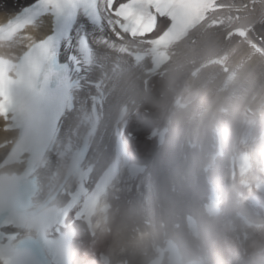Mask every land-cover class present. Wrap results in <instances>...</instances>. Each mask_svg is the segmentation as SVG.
<instances>
[{
    "label": "bare ground",
    "instance_id": "6f19581e",
    "mask_svg": "<svg viewBox=\"0 0 264 264\" xmlns=\"http://www.w3.org/2000/svg\"><path fill=\"white\" fill-rule=\"evenodd\" d=\"M9 2L5 8L4 0H0V16L16 12V0ZM245 12L249 13L246 39L251 47L235 41L225 42L220 31L200 29L197 42H191L195 35L184 41L172 65L158 70L152 62L146 63L140 76L135 74L125 82L123 91L138 99L133 111L140 125L129 126L141 135L135 145L142 154L147 147L153 155L146 154L141 160L149 165L145 181L139 182L135 194L123 196L119 213L112 215L116 234L102 238L104 247L100 248L105 252L109 242L124 241L128 234L138 233L137 219L155 238L159 231L144 221L142 214H145L157 226L161 221L171 223L166 225V230L181 238V248L193 263L204 257L208 241L213 250V264H246L247 258L240 248L244 235L226 229L227 222L236 218L226 202L229 195L233 199L239 198L237 193L247 195L248 189L243 193L236 185L243 179L237 176L242 165L243 180L256 197L253 203L243 201V211L254 220H264V199L255 189V182H264V15L259 11L255 17L251 9ZM241 26L244 30V19ZM224 51L230 55L227 61L218 57ZM219 69H232L234 73L226 76ZM223 78L238 82L242 79L244 87L219 88ZM167 87H170L168 92ZM167 94L173 97L170 102ZM162 103L168 106L166 110ZM150 126L151 130H168L161 150H155L143 138L145 128ZM6 136L0 130V141ZM223 145L231 160L217 156ZM204 148L211 150L208 158L204 156ZM211 183L215 184L218 197L208 195ZM233 187L237 191L230 194ZM219 201L223 205L216 208V223L210 226L208 210ZM130 208L136 215H130ZM202 229L205 234L197 238L193 233ZM251 235L264 244V233ZM91 237L87 232V240L79 247L89 257L76 255L81 264H98L88 250Z\"/></svg>",
    "mask_w": 264,
    "mask_h": 264
},
{
    "label": "snow or ice",
    "instance_id": "6c2138e0",
    "mask_svg": "<svg viewBox=\"0 0 264 264\" xmlns=\"http://www.w3.org/2000/svg\"><path fill=\"white\" fill-rule=\"evenodd\" d=\"M9 0H4L7 8ZM16 12L6 13L3 25L11 29L14 24L37 16L48 17L52 12L49 0H16ZM149 17L142 0H70L62 10L55 29L46 33L47 43L37 51L38 56H47L45 71L35 81L34 97L38 108L37 120L51 134L55 131L59 116L67 104V85L73 77L77 80L85 71V64L95 53L111 42V37L120 38L121 32L135 34L137 25ZM92 26L91 32L80 26ZM86 78V77H85ZM23 83V78L20 80ZM5 105V115L19 124L20 116L12 105L11 96H0ZM12 264H15L13 261Z\"/></svg>",
    "mask_w": 264,
    "mask_h": 264
},
{
    "label": "clouds",
    "instance_id": "9594fccd",
    "mask_svg": "<svg viewBox=\"0 0 264 264\" xmlns=\"http://www.w3.org/2000/svg\"><path fill=\"white\" fill-rule=\"evenodd\" d=\"M69 5L70 0H49V7L52 12L48 14V17L51 20L52 29H55L62 10ZM40 18V16H37L23 20L14 24L10 30L3 23H0V34H8L7 42L0 38V49H4L6 46L10 47L12 43H23V47L26 49L19 58L11 60L0 55V96H4L6 99L11 96L12 105L20 116L19 124L14 121L13 123L21 127L25 132L32 127L33 121L37 120L38 108L33 95L35 81L45 71L47 65V56L37 55V51L43 48L48 39L36 38L35 34H38L39 30L37 21ZM17 37H19V40L16 39ZM9 73L13 75H9ZM21 77L23 78V83L20 82ZM5 111V105L0 103V120L4 121V127L7 130L12 127V124L9 123ZM239 186L248 189L247 195L237 193L238 199H233L229 195L226 202L235 213L236 218L227 222L226 229L233 234L244 235V239L240 240V248L243 256L247 258L246 264H264V244L256 241L251 235L252 233H264V220L257 221L245 214L243 201H255L256 197L251 188H248L245 180L241 179ZM255 189L261 195H264V182H255ZM229 191L231 194L237 190L233 187ZM14 215V226L21 230L26 238L42 234L43 225L38 215L28 212L26 206L17 205ZM208 216L210 217L209 225L214 226L218 216V209L208 210ZM193 234L197 238L202 235L199 231ZM12 262L13 260L9 256L8 250L4 246H0V264H12Z\"/></svg>",
    "mask_w": 264,
    "mask_h": 264
},
{
    "label": "rangeland",
    "instance_id": "374dc122",
    "mask_svg": "<svg viewBox=\"0 0 264 264\" xmlns=\"http://www.w3.org/2000/svg\"><path fill=\"white\" fill-rule=\"evenodd\" d=\"M264 15V14H263ZM256 17V16H255ZM262 23L264 24V16H263V20H262ZM224 34V36H226V33H223ZM176 71V70H175ZM188 73V72H187ZM186 73V74H187ZM171 87H173L172 85H171ZM170 90V87H167V92ZM170 93V92H169ZM168 95V98H169V102H170V100H172L173 99V97H172V95H170V94H167ZM162 98V97H161ZM162 100H165L166 101V104L168 103V101L166 100V99H162ZM163 105H164V110H166L167 109V107L168 106H166V104H164V103H162ZM149 109V108H148ZM147 109V110H148ZM144 111H146V109L144 110ZM146 113V112H145ZM140 125V122L138 123V124H134V126H139ZM128 130L129 131H132V132H135V130H134V128L133 127H129L128 128ZM151 131V126L150 127H146L145 128V131H144V133H143V138H144V140H146L145 139V135L146 134H148L149 132ZM145 134V135H144ZM140 138H141V135H140ZM135 143L136 142H133L132 141V144H133V148H134V151H135V153H137L141 158H140V160H143L144 159V157H146V154H149L150 152H151V150H148L147 149V147L144 149L145 150V152H144V154H142V152H140V150H139V148H137V146L135 145ZM153 149V148H152ZM88 252V251H87ZM88 254V253H87ZM86 253L85 254H83V256H86V258L87 257H89V255H87ZM93 256V255H92Z\"/></svg>",
    "mask_w": 264,
    "mask_h": 264
}]
</instances>
